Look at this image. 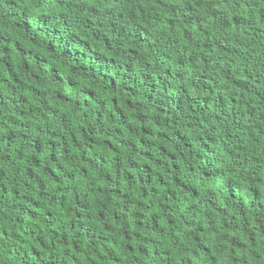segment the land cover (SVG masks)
I'll list each match as a JSON object with an SVG mask.
<instances>
[{
    "label": "trees",
    "instance_id": "obj_1",
    "mask_svg": "<svg viewBox=\"0 0 264 264\" xmlns=\"http://www.w3.org/2000/svg\"><path fill=\"white\" fill-rule=\"evenodd\" d=\"M0 264H264V0H0Z\"/></svg>",
    "mask_w": 264,
    "mask_h": 264
}]
</instances>
